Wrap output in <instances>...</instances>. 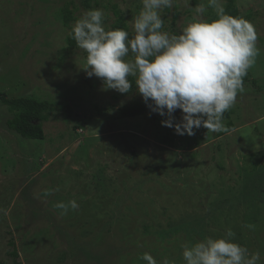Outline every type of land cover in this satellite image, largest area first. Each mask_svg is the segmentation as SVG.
Wrapping results in <instances>:
<instances>
[{
    "label": "rangeland",
    "instance_id": "rangeland-1",
    "mask_svg": "<svg viewBox=\"0 0 264 264\" xmlns=\"http://www.w3.org/2000/svg\"><path fill=\"white\" fill-rule=\"evenodd\" d=\"M221 3L253 23L260 54L224 113L234 129L189 136L162 126L157 113L120 118L119 109L143 101L136 77L127 94L105 90L83 70L87 53L68 42L91 9H103L106 29L119 12L133 34L142 0H0V97L65 107L34 140L7 127L11 114L0 101V264H14L11 241L22 264H147L145 252L157 264H186L184 245L229 228L264 264V0ZM201 4L203 19L218 18L208 0H173L161 10L162 30L181 34ZM174 115L179 122L182 112Z\"/></svg>",
    "mask_w": 264,
    "mask_h": 264
},
{
    "label": "clouds",
    "instance_id": "clouds-1",
    "mask_svg": "<svg viewBox=\"0 0 264 264\" xmlns=\"http://www.w3.org/2000/svg\"><path fill=\"white\" fill-rule=\"evenodd\" d=\"M142 4L133 34L123 28L106 29L103 9L88 10L75 21L69 35L87 53L83 68L87 76L101 79L105 90L121 94L131 91L129 77H136L137 92L145 104L166 117L162 126L174 127L177 135H194L200 127L228 132L224 113L245 91L244 77L260 54L253 23L227 14L221 0H208L217 19H203L206 8L201 4L181 34H170L162 30L161 10L171 8L173 0H142ZM130 53L133 59H128ZM177 110L182 112L179 122H175ZM69 203L73 210L78 208L75 200ZM0 212L7 214L4 209ZM234 235L229 228L220 238L186 244L183 259L186 264H258L260 253H250L234 242ZM141 258L157 264L148 252ZM162 264L169 262L164 259Z\"/></svg>",
    "mask_w": 264,
    "mask_h": 264
},
{
    "label": "trees",
    "instance_id": "trees-1",
    "mask_svg": "<svg viewBox=\"0 0 264 264\" xmlns=\"http://www.w3.org/2000/svg\"><path fill=\"white\" fill-rule=\"evenodd\" d=\"M226 13L234 17H239V13L232 3L228 4ZM119 14L120 13L118 12L117 22L114 26L115 29L123 28L128 31L127 26L123 21V17ZM176 19L177 17L175 16L174 20ZM72 20V11L65 8L63 10L64 25L68 27ZM68 42L70 46L76 45L75 40L71 36L68 38ZM130 82L133 86V78H130ZM0 101L3 105L8 107L11 114V118L7 121V127L26 139L43 140L45 138L43 123L47 121V116L51 113L65 111V107H62L61 105L30 97L9 98L6 95H2ZM103 111H106V109L99 108L97 112L100 114ZM147 112H151V110L145 102L142 101L138 104L119 109V117H136L144 115ZM229 129H234L231 122H229ZM10 246L12 250L9 252V255L13 258V263L22 264L19 261L20 256L13 241L10 242Z\"/></svg>",
    "mask_w": 264,
    "mask_h": 264
}]
</instances>
